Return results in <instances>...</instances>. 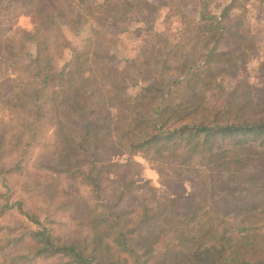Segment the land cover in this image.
<instances>
[{"label": "trees", "instance_id": "1", "mask_svg": "<svg viewBox=\"0 0 264 264\" xmlns=\"http://www.w3.org/2000/svg\"><path fill=\"white\" fill-rule=\"evenodd\" d=\"M53 1L0 0V106L13 115L0 122V177L23 174L75 231L53 236L27 215L38 228L0 248V264H264V56L253 84L241 74L257 48L236 0L218 15L206 12L216 0H197L195 21L176 0ZM166 7L182 20L173 40L146 26L119 69L116 35ZM20 16L33 29L8 36ZM61 22L73 34L89 23L90 36L57 71ZM43 126L52 141L23 173L7 159Z\"/></svg>", "mask_w": 264, "mask_h": 264}, {"label": "rangeland", "instance_id": "2", "mask_svg": "<svg viewBox=\"0 0 264 264\" xmlns=\"http://www.w3.org/2000/svg\"><path fill=\"white\" fill-rule=\"evenodd\" d=\"M232 0H216L206 8V12L211 14H219L223 7L230 4ZM173 6H180L186 15L195 21L199 18V6L197 0H176ZM235 10L232 15L235 17H242L246 27L250 30L253 37L254 45L257 50L253 51L248 64L244 67L242 76L253 84H261L260 77L255 75L256 67L261 58L264 56V2L260 0H236ZM48 9H54L56 4L53 0H47ZM90 24H86L78 34L69 32L64 22L60 23V29L67 44V48L63 54L54 59V66L57 71L61 70L63 65L68 62L72 56L71 49H82L87 42L86 38L90 36ZM146 26H152L158 32H164L171 36L173 40L176 34L174 30H179L182 26V20L179 15L171 16L169 8H162L157 15L150 20L138 22L132 20L126 26L123 33L117 34L113 42L109 45L116 53L118 61V68L123 66V60L134 57L144 39V29ZM33 25L28 16H20L17 19L12 30L8 33L10 37H16L19 30L31 31ZM1 69V68H0ZM2 72L0 71V78ZM142 84V83H141ZM132 86L128 89L130 95H135L139 91V87ZM13 115L11 112L0 106V122H10ZM52 130L49 126H43L41 131H38L36 139L32 144L22 152L15 153L7 159L8 163H18L21 166L23 173L27 169L33 170V161L44 150L45 144L51 142ZM142 166L141 177L150 182L153 186L162 191V180L158 179L157 173L152 169L151 164L141 158H136ZM27 180L21 173L8 174L4 178L0 177V206L5 203L9 205L4 213L0 214V248L2 252H10L15 248V239L20 232L25 229L36 230L38 226L31 222V215L33 218L41 222L42 226L50 230L53 236H67L75 231L74 223L69 213L63 209H56L58 203L50 204L47 198L40 194L27 193L23 187V183ZM165 180V179H163ZM188 188V186H187ZM84 194L87 193L86 188H81ZM12 231V232H11ZM43 260L38 259L25 264H43Z\"/></svg>", "mask_w": 264, "mask_h": 264}]
</instances>
